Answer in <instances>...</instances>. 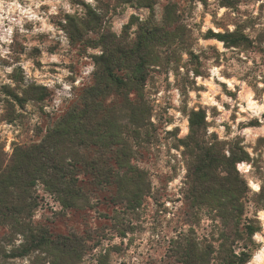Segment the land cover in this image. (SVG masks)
Masks as SVG:
<instances>
[{"label":"rangeland","instance_id":"1","mask_svg":"<svg viewBox=\"0 0 264 264\" xmlns=\"http://www.w3.org/2000/svg\"><path fill=\"white\" fill-rule=\"evenodd\" d=\"M155 28L177 37V44L150 47L137 78L142 84L137 95L150 115L136 132L132 163L146 174L149 194L132 208L117 204L103 188L89 187V206L69 210L37 182L32 220L89 239L79 264H178L169 253L178 235L205 244L217 239L214 213L187 214L184 199L187 158L180 143L189 132V113L201 110L207 140L227 142L249 156L236 168L251 191L245 194L249 211L259 209L261 231L253 237L258 247L247 264H264V256L255 258L264 250V0H0L4 161L16 147L39 144L79 103L104 47H131L139 34ZM234 31L242 36L240 47H229ZM116 75L133 81L123 68ZM126 95L136 96L130 90Z\"/></svg>","mask_w":264,"mask_h":264},{"label":"trees","instance_id":"2","mask_svg":"<svg viewBox=\"0 0 264 264\" xmlns=\"http://www.w3.org/2000/svg\"><path fill=\"white\" fill-rule=\"evenodd\" d=\"M163 32L157 28L145 31L131 47L115 43L104 47L95 57L93 83L39 144L16 147L8 163L0 146V264L26 257L27 264H79L88 250L89 239L33 222L37 182L69 210L89 206V187L103 188L115 196L117 204L132 208L139 207L141 198L149 194L146 174L132 163L136 132L148 125L150 115L149 106L137 95L142 85L137 78L150 58V47L177 44V37ZM214 36L227 43L223 35ZM242 45L239 33H229V47ZM122 68L131 73L132 82L116 75ZM128 90L136 94L133 100L124 96ZM111 93L120 101L110 100ZM188 116L189 132L180 143L187 158V214L188 210L211 211L220 231L217 239L206 244L180 234L169 253L178 264H212L213 260L247 264L258 247L253 237L261 231L256 218L259 209L249 211L245 194L251 191L236 168L238 163L248 162L249 156L236 152L227 142L207 140L201 110H192ZM19 237V245L8 249Z\"/></svg>","mask_w":264,"mask_h":264},{"label":"bare ground","instance_id":"3","mask_svg":"<svg viewBox=\"0 0 264 264\" xmlns=\"http://www.w3.org/2000/svg\"><path fill=\"white\" fill-rule=\"evenodd\" d=\"M261 252H262V251H261ZM258 255H259V256H258ZM258 255H256L255 258L258 259V260L262 259V257L264 256V250H263V252H262L261 254L259 253ZM263 258H264V257H263Z\"/></svg>","mask_w":264,"mask_h":264}]
</instances>
